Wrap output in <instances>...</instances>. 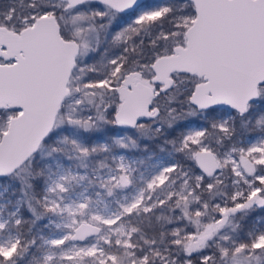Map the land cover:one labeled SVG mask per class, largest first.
I'll return each mask as SVG.
<instances>
[{"label": "snow or ice", "instance_id": "6c2138e0", "mask_svg": "<svg viewBox=\"0 0 264 264\" xmlns=\"http://www.w3.org/2000/svg\"><path fill=\"white\" fill-rule=\"evenodd\" d=\"M0 264H264V0H0Z\"/></svg>", "mask_w": 264, "mask_h": 264}]
</instances>
